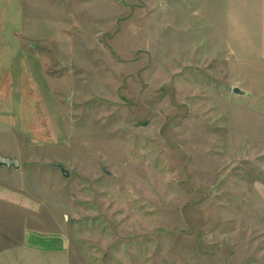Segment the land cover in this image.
Returning a JSON list of instances; mask_svg holds the SVG:
<instances>
[{
  "label": "rangeland",
  "instance_id": "1",
  "mask_svg": "<svg viewBox=\"0 0 264 264\" xmlns=\"http://www.w3.org/2000/svg\"><path fill=\"white\" fill-rule=\"evenodd\" d=\"M14 1L56 103L0 129V264H264V61L208 49L200 0Z\"/></svg>",
  "mask_w": 264,
  "mask_h": 264
},
{
  "label": "crops",
  "instance_id": "2",
  "mask_svg": "<svg viewBox=\"0 0 264 264\" xmlns=\"http://www.w3.org/2000/svg\"><path fill=\"white\" fill-rule=\"evenodd\" d=\"M14 2L17 11L11 16L4 14L9 25H14L13 20L18 19L17 1ZM200 2L201 23L206 26L204 42L208 49L213 47L210 45L213 39L210 31L215 30L221 36H218L215 43L218 50L228 48L233 54L259 57L258 60L264 61V0H200ZM1 5L0 0V7ZM15 14L17 16H14ZM2 18L0 17V22L5 21L4 16ZM9 30V32H0V129L2 130L13 126L14 121L27 119L24 115L27 113L32 115L34 109L37 112H47V103L49 105L56 103L49 95L43 96L44 100H35L36 95L31 91V83L42 78L40 64L31 50L26 47L25 44L28 42L24 44L16 34L12 33V27ZM41 237L29 235L24 239L23 246L52 250L65 248V237L62 235Z\"/></svg>",
  "mask_w": 264,
  "mask_h": 264
},
{
  "label": "water",
  "instance_id": "3",
  "mask_svg": "<svg viewBox=\"0 0 264 264\" xmlns=\"http://www.w3.org/2000/svg\"><path fill=\"white\" fill-rule=\"evenodd\" d=\"M232 92L234 94H237V95H242L244 93L238 87H233L232 88ZM1 166L6 167L7 169H9V168L12 167L14 170H18V168H19V161L15 157H9V156H4V155H1L0 154V167ZM57 166L60 169L62 175L66 177L68 175L67 170L62 165H60V164H58ZM100 166H101L102 172H104L105 174H110V172H108L106 170V168H105V166L103 164H100Z\"/></svg>",
  "mask_w": 264,
  "mask_h": 264
}]
</instances>
